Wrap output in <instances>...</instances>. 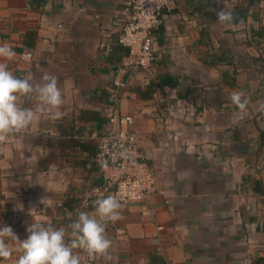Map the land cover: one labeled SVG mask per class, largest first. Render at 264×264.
Wrapping results in <instances>:
<instances>
[{"label":"crops","instance_id":"0c3cea01","mask_svg":"<svg viewBox=\"0 0 264 264\" xmlns=\"http://www.w3.org/2000/svg\"><path fill=\"white\" fill-rule=\"evenodd\" d=\"M128 1L0 0V45L16 52L0 62L18 77L56 76L64 99L59 109L26 102L31 123L0 143V227L22 241L32 222L67 228L94 212L112 97L133 118L157 191L121 203L122 219L106 228L111 260L77 250L81 264H264V35L254 33L264 0H171L147 69L122 66ZM238 7L248 8L244 24L217 21ZM160 77L177 85L149 89ZM6 243L12 256L0 264H16L19 243Z\"/></svg>","mask_w":264,"mask_h":264},{"label":"clouds","instance_id":"9594fccd","mask_svg":"<svg viewBox=\"0 0 264 264\" xmlns=\"http://www.w3.org/2000/svg\"><path fill=\"white\" fill-rule=\"evenodd\" d=\"M216 16L221 24H230L234 19L233 13L223 8L216 11ZM15 56L11 46L0 45V58L11 60ZM31 101L59 109L64 99L58 78L48 74L40 80L31 75L18 77L6 63L0 62V143L29 126L34 113L25 103ZM231 102L241 113L245 112L248 101L243 92L234 93ZM92 207L94 212L79 211L67 228L32 222L26 229L27 238L22 241L10 226L0 227V259L12 256V249L6 243L12 240L19 243L22 253L16 264H81L80 251L93 258L111 260L113 242L106 228L122 219V204L117 196L108 195L93 200Z\"/></svg>","mask_w":264,"mask_h":264},{"label":"built area","instance_id":"2783aa9c","mask_svg":"<svg viewBox=\"0 0 264 264\" xmlns=\"http://www.w3.org/2000/svg\"><path fill=\"white\" fill-rule=\"evenodd\" d=\"M171 0H129V15L120 29L117 43L126 51L124 69H147L157 61V31L162 26ZM31 59L30 53L23 55ZM125 88L116 82L108 91ZM110 98L107 130L95 156L101 183L92 189V196L115 195L121 203H140L156 193V177L138 146L133 118L121 114Z\"/></svg>","mask_w":264,"mask_h":264},{"label":"trees","instance_id":"16d2710c","mask_svg":"<svg viewBox=\"0 0 264 264\" xmlns=\"http://www.w3.org/2000/svg\"><path fill=\"white\" fill-rule=\"evenodd\" d=\"M41 0H31L32 3H38ZM233 13V21L231 22L232 24H244L247 20L248 17V8L246 7H238L237 9H235L234 11H232ZM254 33L258 36V37H262L264 35V28H261L259 30L254 31ZM121 47V46H119ZM123 50L124 48L121 47ZM126 54V52H125ZM177 85L176 82L172 81V79L170 78H165V77H160L158 79V82L156 84H152L150 85L149 89L153 90L157 87L160 86H169V87H175ZM96 156V155H95Z\"/></svg>","mask_w":264,"mask_h":264}]
</instances>
